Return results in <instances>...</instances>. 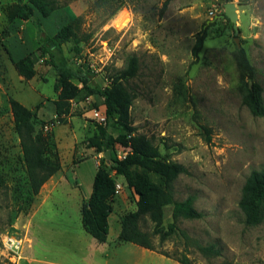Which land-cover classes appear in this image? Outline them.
Instances as JSON below:
<instances>
[{
  "label": "rangeland",
  "instance_id": "rangeland-1",
  "mask_svg": "<svg viewBox=\"0 0 264 264\" xmlns=\"http://www.w3.org/2000/svg\"><path fill=\"white\" fill-rule=\"evenodd\" d=\"M0 2V264H176L158 252L172 256L187 252L193 264H264V223L246 226L239 207L246 179L264 169V117H254L243 105L241 86L248 79H243L235 60L237 49L243 47L264 99V0L233 1L238 32L223 17L224 0H173L164 15L160 12L165 0H58L60 6L72 5L81 18L78 37L90 36L79 45L78 55L74 43L63 45L73 69L89 71L96 85L106 87L130 56L139 58L138 76L127 83L137 93L130 109L135 134L148 137L172 162L189 170L175 182V199L194 196L204 217L182 220L179 226L201 245L214 243L222 252L208 258L192 243L188 246L174 237L163 245L156 239L158 252L146 255L127 243L121 260L112 262V257L109 263L83 227L82 209L89 202L98 169L109 166L93 140H101L103 131L114 139L124 131L99 122L106 107L95 96L74 101L67 123H58L54 105L47 101L57 98V72L52 66L44 68L50 56L39 51L41 35H55L57 21L40 20L42 34L37 22L30 23L25 39L16 34L7 43L12 55L34 53L43 66L37 77L27 81L19 78L3 46L16 2ZM204 29L207 38L196 59L193 50ZM10 97L34 110L36 130L52 132L58 146L61 170L36 197L22 195L26 173ZM130 152L125 144H115L118 160ZM110 174L121 186L112 213L135 212L138 196L115 172ZM170 220L171 207L166 210V223ZM144 226L152 229L151 222Z\"/></svg>",
  "mask_w": 264,
  "mask_h": 264
},
{
  "label": "trees",
  "instance_id": "trees-1",
  "mask_svg": "<svg viewBox=\"0 0 264 264\" xmlns=\"http://www.w3.org/2000/svg\"><path fill=\"white\" fill-rule=\"evenodd\" d=\"M17 10L8 26L9 38L4 41V48L10 57L17 73L30 81L37 75L35 54L30 53L20 59H14L7 43L13 35L28 21L54 17L58 24V32L47 37L39 50L50 56L48 64L57 72L58 81L54 85L57 99L52 102L55 117L59 124H66L70 116L74 101H85L90 97H100L105 103L107 116L106 124H114L124 131L116 139L107 131H103L101 140H93L97 152L112 153V165L100 167L95 174L93 192L89 202L82 209L83 227L89 235L100 244L107 243L109 234V216L113 212L112 201L117 194L116 182L110 170L121 177L129 190L138 196L137 210L121 217L122 231L118 241L131 243L141 248L158 252L155 240L163 245L174 237H180L186 244L194 246L203 256L212 258L221 256V249L217 244L201 245L189 237L180 228L182 220H198L204 217L195 207V197L189 196L183 201L175 199L174 185L181 175H188L189 170L182 164L172 162L170 156L163 154L154 142L144 135L135 134L132 126L130 109L137 98V93L127 83L138 76L140 60L132 55L127 59L124 69L119 70L106 87L98 86L93 81L90 72H82L71 67L65 56L63 45L74 43L73 52L81 53L79 45L89 41L90 36L78 37L81 18L73 13L68 5L60 6L58 0H14ZM173 0H165L161 8V15L168 10ZM227 3L234 0H224ZM119 11V10H118ZM115 12L112 18L118 13ZM229 20V19H228ZM207 30L204 29L198 37L193 55L196 59L204 48ZM8 41V42H6ZM238 70L243 79L241 86L242 103L254 117H264L263 89L256 82V69L251 64L247 52L239 47L235 53ZM77 80L80 85H77ZM252 82V86H250ZM15 133L17 134L22 152V164L26 173V184L23 197H36L43 186L61 170L58 146L52 132L37 131L34 110L26 107L13 97L9 98ZM41 107V104L37 106ZM206 132L208 130L204 128ZM123 143L131 152L122 160L115 157V144ZM105 160V159H104ZM171 207V220L166 223V210ZM239 207L248 227H258L264 223V169L253 171L242 189ZM21 209L17 210V218ZM151 222L152 229L146 230L145 224ZM144 224V225H143ZM159 254L172 259L179 264H193L187 255L172 256L166 252Z\"/></svg>",
  "mask_w": 264,
  "mask_h": 264
},
{
  "label": "crops",
  "instance_id": "crops-1",
  "mask_svg": "<svg viewBox=\"0 0 264 264\" xmlns=\"http://www.w3.org/2000/svg\"><path fill=\"white\" fill-rule=\"evenodd\" d=\"M71 9H73V11H75L76 12V10H75V8L72 6V5H68ZM77 13V12H76ZM40 20H42V18L40 19ZM37 22V21H36ZM35 21H28V22H25V24L22 26V28H21V30L17 33V36L19 37V38H21V39H25L26 38V34H25V31H26V29H27V25H29L30 23H36ZM36 25H37V28H38V33H40V34H42V26H41V24L39 23V22H37L36 23ZM22 35V36H21ZM42 37H43V40H45L47 37H49V36H44L43 34L41 35ZM40 37V36H39ZM6 42H8V41H6ZM40 51V50H39ZM11 53H12V51H11ZM35 56H36V54H35ZM12 57L14 58V59H20V58H22V57H24L23 55H22V53H20V52H18V51H15V56L14 55H12ZM40 62H41V60H40ZM11 64H12V62H11ZM13 67H14V65H13ZM41 67H43L42 65H40V63H38V61H36V71H37V75H36V77L38 76V74H39V71H38V69L39 68H41ZM15 68V67H14ZM45 69H51V66L49 65L48 67H44ZM48 70V71H49ZM19 78H21V79H24L23 77H21L20 75H19ZM57 93H56V97H57ZM94 97V96H93ZM90 98H92V97H90ZM57 99V98H56ZM122 179V178H121ZM51 181V180H50ZM49 181V182H50ZM122 181H124L123 179H122ZM93 183H94V179H93ZM47 184V183H46ZM92 191H93V187H90V193L92 194ZM121 217H122V215L120 214V212L119 211H117V212H115L114 214L113 213H111V215L109 216V234H108V239H107V243H105V244H100V243H98L95 239V241H96V249H98V250H96L97 252H100V256L101 257H104V258H108V260L106 261V263H109L110 262V260L112 259V257H113V259L111 260L112 262H114V260H115V262H118L119 260H121V253H122V250L124 249V245H126L127 243H122V244H120V245H116L117 244V242H118V238H119V235H120V233H121V231H122V223H121ZM128 245V244H127ZM131 245H134V244H130V246L129 247H135L134 248V250L135 249H142L141 251H142V253H143V255H146L147 253H151V252H153V251H150V250H147V249H144V248H141V247H139V246H136V245H134V246H131ZM106 247H110V248H112L113 249V251L109 254V253H106ZM136 247H138V248H136ZM95 251V252H96ZM138 251H140V250H138ZM122 254H124V253H122ZM95 260H96V254H94V255H92V257H91V263H93V262H95ZM176 264H179L178 262H176Z\"/></svg>",
  "mask_w": 264,
  "mask_h": 264
},
{
  "label": "water",
  "instance_id": "water-1",
  "mask_svg": "<svg viewBox=\"0 0 264 264\" xmlns=\"http://www.w3.org/2000/svg\"><path fill=\"white\" fill-rule=\"evenodd\" d=\"M223 17H226L233 23V28L236 32H238V26H237V20H238V13H237V8L236 5L233 2L227 3L225 5V14ZM238 46H239V41H236ZM252 82H250V86H252ZM104 157L106 159L107 164L112 165V153L111 151L107 150L104 152Z\"/></svg>",
  "mask_w": 264,
  "mask_h": 264
},
{
  "label": "built area",
  "instance_id": "built-area-1",
  "mask_svg": "<svg viewBox=\"0 0 264 264\" xmlns=\"http://www.w3.org/2000/svg\"><path fill=\"white\" fill-rule=\"evenodd\" d=\"M0 8H1V2H0ZM106 121H107V116H106V112L104 110V113H100L99 122L100 123H105ZM120 188H121V186L119 184H116V190L118 191V190H120Z\"/></svg>",
  "mask_w": 264,
  "mask_h": 264
}]
</instances>
